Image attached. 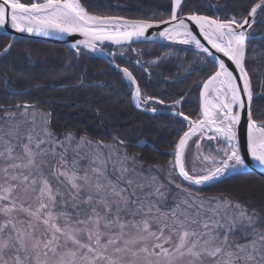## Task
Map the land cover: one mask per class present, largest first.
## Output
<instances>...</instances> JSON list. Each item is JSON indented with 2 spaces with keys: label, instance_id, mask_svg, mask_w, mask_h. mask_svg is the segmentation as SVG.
<instances>
[{
  "label": "snow or ice",
  "instance_id": "6c2138e0",
  "mask_svg": "<svg viewBox=\"0 0 264 264\" xmlns=\"http://www.w3.org/2000/svg\"><path fill=\"white\" fill-rule=\"evenodd\" d=\"M183 2L171 0L168 19L149 21L96 15L82 0H0V35L8 38L2 55L16 41L9 28L78 34L84 39L71 45L77 55L80 46L105 55L97 42L121 45L164 25L160 37L193 45L214 69L201 82L196 119L176 110L183 97L173 101L172 114L182 117L188 130L168 168L150 167L147 174L137 170L143 166L135 156L120 155L115 143L87 136L77 140L71 132L61 138L48 114L37 113L34 105H0V264H264V209L223 195H200L248 168L239 135L244 112L248 156L264 168V119L253 118L254 93L246 70L250 46L264 55V33L253 30L264 23L256 19L258 9L264 12V0L247 16L227 20L195 13L185 18ZM116 68L134 86L135 107L158 113L155 105L165 101L143 94L128 68ZM197 135V155L189 169L186 148Z\"/></svg>",
  "mask_w": 264,
  "mask_h": 264
},
{
  "label": "trees",
  "instance_id": "16d2710c",
  "mask_svg": "<svg viewBox=\"0 0 264 264\" xmlns=\"http://www.w3.org/2000/svg\"><path fill=\"white\" fill-rule=\"evenodd\" d=\"M258 0H185L182 14H201L219 19L242 18ZM30 2V0H29ZM96 15L129 19L160 20L170 15L171 0H82ZM264 18L258 10L256 19ZM264 33V23L254 25ZM8 38L0 35V52ZM136 49V51H132ZM114 55L119 66L128 68L143 94L163 99V105L183 97L178 107L195 118L199 113L200 83L212 73L206 54L182 45L143 43L123 48ZM140 60L147 71L134 60ZM246 70L253 92V118L264 119V55L260 47H249ZM27 103L46 111L51 129L87 136L92 141L115 143L142 168L155 169L172 159V151L186 122L169 113L150 114L136 108L132 90L121 71L107 61L67 45L21 39L7 55H0V105ZM118 138L113 140V138ZM118 141H124L120 146ZM143 141L142 146H137ZM203 195H223L241 204L264 209V178L254 172L233 175Z\"/></svg>",
  "mask_w": 264,
  "mask_h": 264
},
{
  "label": "water",
  "instance_id": "95a60500",
  "mask_svg": "<svg viewBox=\"0 0 264 264\" xmlns=\"http://www.w3.org/2000/svg\"><path fill=\"white\" fill-rule=\"evenodd\" d=\"M259 2H260V0H258L257 2H255L253 4V6L255 4L259 3ZM251 8H250V10H251ZM181 15L186 18L190 14H181ZM198 15H201V14H198ZM247 15H248V13H247ZM111 17H120V16H111ZM121 18H124V19H127V20H140V19H129V18H125V17H121ZM149 21H158V20H149ZM189 23L191 24V22H189ZM163 27H165V26L164 25H160L159 27L154 26L153 28H150V29H147L146 30L145 37H140L139 39L134 40V41L124 42L121 45H114L110 41H104L103 43L97 42V47L98 48H102L103 51H104V53H105V55H102L99 51L92 52V51H90L88 49H86V50L92 52L95 56H97L100 59H103V60L107 61L110 65H112L113 67L116 68V65L117 64L112 61V55H107V54H109V53H111V54H118L119 52H116L114 50L109 51V50L105 49V46H110L112 48H118V47H123V46H127V45L138 44V43H149V42L151 43V42H155V43L182 45V46H186V47H190V48H195L193 45H184V44H181V43H179V40L172 41V40H167V39H164V38L160 37L158 35V33L163 30ZM191 27L198 34V32H199L198 28L194 24H191ZM3 31H4V29H0V32L1 33ZM8 32L10 33V35H15L16 41H19L21 39L36 40V41H46V42H53V43L64 44V45L69 46L70 48H71L72 43H74L75 41L84 39L82 36H79L78 34H73V35L64 34V35H61V34L53 33L51 35H44L43 33H41V34H36V33H33V34L16 33L13 30H11L10 28L8 29ZM199 38L202 40L203 43L207 44V42L204 41L202 37H199ZM208 47H210V46H208ZM80 48H83V46H80ZM73 50L76 51V49H73ZM211 50L215 53V50L214 49H211ZM2 52H0V53H2ZM0 55H2V54H0ZM215 55H217L219 57H222L223 56L222 53H215ZM223 59H225V61L232 68H234V65H231V62L230 61H227V58L226 57H223ZM136 64L139 67H142V65H141L140 62H136ZM120 68L122 69L124 67H120ZM235 74L238 75V73H235ZM133 88H134V86H133ZM254 96H255V94H254ZM23 104H26V103H21V105H23ZM28 105H30V104H28ZM31 105H34L35 106V105H37V103H33ZM199 108H200V93H199ZM162 111L163 112L173 113V110H159V112H162ZM149 113H151V112H149ZM180 118H182V117H180ZM187 130H188V128L185 131H187ZM183 134H182V136H183ZM239 135H240L241 151H242V154L244 155L245 159L248 161V165H249L248 168L245 170V172H254V173L258 174L259 176H261L262 178H264V168H261L255 162H252L251 159H250V157L248 156V153H247V113L246 112H244L242 114L241 124L239 125Z\"/></svg>",
  "mask_w": 264,
  "mask_h": 264
},
{
  "label": "rangeland",
  "instance_id": "374dc122",
  "mask_svg": "<svg viewBox=\"0 0 264 264\" xmlns=\"http://www.w3.org/2000/svg\"><path fill=\"white\" fill-rule=\"evenodd\" d=\"M35 110H36V112L37 113H43V114H47L46 113V111H44V110H42V109H38V108H35ZM30 112H31V110H30ZM76 139L77 140H79V138L78 137H76ZM105 144H109V142L108 143H105ZM214 146V145H213ZM119 149V153H120V155H123L124 153H125V151L122 149V148H118ZM187 149H188V151H187V167L189 168V169H191L192 167H193V161H194V158L196 157V155H197V148H196V145H195V148H193V143H189V146L187 147ZM203 152H204V154H208V148H204L203 149ZM169 161H172V159L171 160H169ZM169 161H168V163L166 164V165H161V166H159V167H161V168H164V169H167L168 168V164H169ZM136 163H137V165H139L138 164V162L136 161ZM129 166L131 167L132 165H131V163H129ZM197 167H199V164L197 163ZM109 169L111 170V164L109 165ZM147 169H149V168H139L138 167V171H144L145 172V174H147ZM118 174V173H117ZM158 174V173H157ZM158 175H160V178H161V180H164V176L162 175V174H158ZM166 182V181H165ZM171 188H172V194L173 195H175L176 194V189H175V186L174 185H172L171 186ZM200 195H203V194H200ZM203 196H215V195H203ZM171 196H169V200H171ZM244 241H241V243H243Z\"/></svg>",
  "mask_w": 264,
  "mask_h": 264
},
{
  "label": "bare ground",
  "instance_id": "6f19581e",
  "mask_svg": "<svg viewBox=\"0 0 264 264\" xmlns=\"http://www.w3.org/2000/svg\"><path fill=\"white\" fill-rule=\"evenodd\" d=\"M143 67H145V66H143ZM140 69H142V70H144V68H140ZM253 91V90H252ZM254 93V92H253ZM255 94V93H254ZM259 93H256L255 95H258ZM200 112V111H199ZM167 113V112H166ZM191 119H193V118H191Z\"/></svg>",
  "mask_w": 264,
  "mask_h": 264
}]
</instances>
